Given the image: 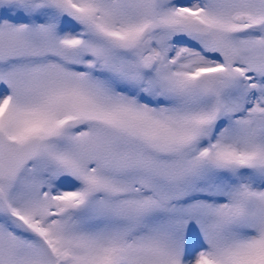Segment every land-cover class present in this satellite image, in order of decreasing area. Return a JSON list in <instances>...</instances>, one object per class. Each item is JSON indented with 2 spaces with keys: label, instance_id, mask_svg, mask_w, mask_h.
Instances as JSON below:
<instances>
[{
  "label": "snow or ice",
  "instance_id": "1",
  "mask_svg": "<svg viewBox=\"0 0 264 264\" xmlns=\"http://www.w3.org/2000/svg\"><path fill=\"white\" fill-rule=\"evenodd\" d=\"M0 264H264V0H0Z\"/></svg>",
  "mask_w": 264,
  "mask_h": 264
}]
</instances>
